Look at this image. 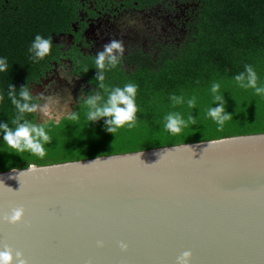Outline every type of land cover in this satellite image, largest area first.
Instances as JSON below:
<instances>
[{"label":"water","instance_id":"95a60500","mask_svg":"<svg viewBox=\"0 0 264 264\" xmlns=\"http://www.w3.org/2000/svg\"><path fill=\"white\" fill-rule=\"evenodd\" d=\"M31 165L0 172V247L30 264H264V133Z\"/></svg>","mask_w":264,"mask_h":264},{"label":"trees","instance_id":"16d2710c","mask_svg":"<svg viewBox=\"0 0 264 264\" xmlns=\"http://www.w3.org/2000/svg\"><path fill=\"white\" fill-rule=\"evenodd\" d=\"M186 1V0H183ZM72 0H0V57H6L8 69L0 72V121L15 127L12 120L17 110L8 96L9 85L19 92L32 86L54 67L61 57L60 46L54 42L58 33L67 30L75 19ZM205 17L187 45L161 56L155 65H145L134 74H126L119 65L116 71L104 72V85L111 91L115 82L138 85L136 103L139 107L137 123L133 128H120L114 135L106 130L101 117L87 120V106L81 100L72 111L78 121L66 119L47 121L46 129L52 141L45 145L46 156L39 158L29 152L16 153L3 141L0 134V172L25 168L31 164L47 165L100 156L135 152L145 149L201 142L226 137L264 133V96L253 89L237 85L234 77L252 65L258 73V84H264V0H203ZM52 39L51 53L37 61L29 52L35 36ZM195 39V40H193ZM83 68L92 73L88 77L100 84L101 69L95 61H85ZM113 78V79H112ZM221 85L220 92L227 102L226 110L232 119L219 130L207 115L209 107H216L211 86ZM104 90V99L107 92ZM183 96L185 103L173 105L171 96ZM34 96V95H33ZM195 96L196 107L189 108L187 99ZM35 97V96H34ZM34 102H37L35 100ZM71 111V112H72ZM170 112L189 115L196 123L173 135L163 125ZM25 118L37 122L34 113Z\"/></svg>","mask_w":264,"mask_h":264},{"label":"clouds","instance_id":"9594fccd","mask_svg":"<svg viewBox=\"0 0 264 264\" xmlns=\"http://www.w3.org/2000/svg\"><path fill=\"white\" fill-rule=\"evenodd\" d=\"M51 48L52 39L44 38L40 34H37L29 48V52L33 53V58L39 61L51 53ZM115 51H118L122 56L123 45L120 41L112 40L105 45L104 51L99 52L95 59L96 67L102 70L98 79L101 82L100 87L104 88L105 92H107V99L105 100L104 97L97 92L95 95L88 96L84 101L87 106V120L92 122L101 117H109V119L105 121L107 126L106 130L114 135L122 127H135L137 123L136 114L139 111V107L136 103L138 85L129 83L123 88L115 87L111 91H108L103 83L105 79L103 70L109 65L114 68L120 63ZM8 66L7 58L0 57V72L6 71ZM234 80L239 87L253 89L256 95L264 96V84H258L259 76L252 65H245V71L237 74ZM220 88L221 85L219 82H214L211 86L213 100L219 103L216 107H209L207 115L216 122L219 130H223L225 122L231 120L233 114L226 110L225 105L227 102L224 99V95L220 92ZM8 96L17 110V115L12 120V124L15 125L14 128L10 127L8 122L0 121V134H2L3 141L16 153L29 152L39 158H44L46 156L45 145L50 144L52 141V137L46 130L49 125L47 122L39 125L33 123L25 118V114L35 113L39 110L44 115L50 116L49 103L46 102L41 105L39 102H34L36 97L30 94L26 85L22 86L17 93L14 86L10 84ZM40 98L44 99V97ZM2 99L3 96L0 95V100ZM171 100L173 105L185 103V98L183 96L172 95ZM187 105L189 108H195L196 97L193 96L187 99ZM65 118L70 121H78L79 114L76 111H72L68 113ZM164 119L165 123L163 127L173 135L181 134L185 128L196 123V118L193 117V115H189L188 119H184L180 112H170ZM216 143H218V141H210L208 142V146ZM186 147L190 148V146L187 145ZM170 152L171 151H168L162 154L159 160ZM135 158L144 163V161L141 160L140 152L136 154ZM96 160L91 163H95ZM35 170H37L36 166L31 165L29 169L24 171L33 172ZM24 171H20L19 176L21 172ZM24 212L25 209L23 207H16L11 210L10 214H5L2 219L8 223L15 224L22 220ZM97 244L102 247L103 241H98ZM128 247L129 245L126 242H120V249L122 252H127ZM192 256L193 253L191 250H185L176 258V264H192ZM0 264H30V262L24 257L22 251L15 250L10 245L4 244L3 247H0Z\"/></svg>","mask_w":264,"mask_h":264},{"label":"flooded vegetation","instance_id":"af4514ba","mask_svg":"<svg viewBox=\"0 0 264 264\" xmlns=\"http://www.w3.org/2000/svg\"><path fill=\"white\" fill-rule=\"evenodd\" d=\"M71 4V8H77L75 19L67 30L58 33L54 37V42L60 46L62 55L59 57V60L54 62V67L46 76L39 83L31 86H37L41 89L43 83L49 81V75L57 71L56 67L62 64L69 65L71 70L78 77L83 78L88 87H90V89H86L85 95L80 98V101L88 98L90 95H95L97 92L104 96V88H101L100 84L88 78L92 72L84 69L83 64L85 61H95L98 54L96 50L102 46L103 42L106 43V39L109 40V33L113 32L117 34V39L125 37L122 34L127 33L128 20H134L136 16L142 13L144 15L151 13L156 15L158 10L162 14L166 13L170 15L175 11V8H196V16L187 19L185 23L186 35L183 45L185 46L205 17V3L203 0H72ZM147 16L151 17V15ZM141 25L144 26L143 24ZM132 26L135 29L141 28L137 25ZM150 44V41L146 40L142 43L141 48L133 47L129 50L127 49L123 52L122 56L118 51H115L120 61L118 64L119 68L126 74H134L145 65H155L161 56L174 50L171 47H165L162 50L160 48L157 55L153 56L152 51L148 49ZM113 71L116 70L110 65L106 67V73ZM111 87H119V84L115 82V85H111Z\"/></svg>","mask_w":264,"mask_h":264},{"label":"rangeland","instance_id":"374dc122","mask_svg":"<svg viewBox=\"0 0 264 264\" xmlns=\"http://www.w3.org/2000/svg\"><path fill=\"white\" fill-rule=\"evenodd\" d=\"M196 14V8L184 7L175 8V11L170 15L166 13L162 14L159 10L156 12V15L154 13L147 14L151 15V17L143 13L139 14L136 16V19L128 20L127 25H129L126 27L127 33L122 34L125 37H121L119 40L117 39V34L113 32L109 33V40L106 39V43L103 42L102 46L96 51L98 53L104 51L105 45L112 40H117L122 43L123 52L133 47L141 48L142 43L146 40H149L151 43L148 49L152 51L153 56L157 55L160 48L162 50L165 47H171L179 50L184 45V37L186 35L185 23L187 19L196 16ZM153 18L155 19L152 21ZM132 25H137L141 28L135 29ZM187 33L189 34V32ZM56 69L57 71L49 75V81L44 82L41 89L37 86L32 87V93L35 95L37 102L41 105L46 102L49 103L50 116L44 115L38 110L34 113L37 122L59 120L64 115L70 113L80 102V98L85 95L86 89H90L84 79L78 77L69 65L62 64L56 67ZM40 97H44V99Z\"/></svg>","mask_w":264,"mask_h":264}]
</instances>
